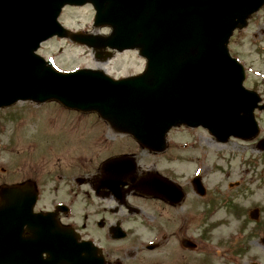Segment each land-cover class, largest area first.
Wrapping results in <instances>:
<instances>
[{"label": "water", "instance_id": "obj_1", "mask_svg": "<svg viewBox=\"0 0 264 264\" xmlns=\"http://www.w3.org/2000/svg\"><path fill=\"white\" fill-rule=\"evenodd\" d=\"M86 2L97 9V21L118 26L131 21L144 51L143 33L149 60L144 74L114 81L92 69L61 73L35 53L48 37L68 35L57 21L61 7ZM263 2L0 0V105L19 98L56 99L97 110L112 123L135 124L132 131L145 144L160 139L164 127L179 123L201 124L224 141L230 135L251 138L258 132L254 109L260 98L243 87L244 68L230 56L227 42ZM71 37L92 45L90 36ZM72 264L83 260L74 258Z\"/></svg>", "mask_w": 264, "mask_h": 264}, {"label": "flooded vegetation", "instance_id": "obj_2", "mask_svg": "<svg viewBox=\"0 0 264 264\" xmlns=\"http://www.w3.org/2000/svg\"><path fill=\"white\" fill-rule=\"evenodd\" d=\"M101 123L102 132L89 139L77 136L69 139V144L66 133L59 134L56 142L38 133L27 134L28 141L14 134L11 143L9 138L5 141L0 122V201L5 199L4 187L9 185L18 187V195L37 190L34 211L50 217V225L61 226L65 233L68 230L77 241L92 242L104 264H204L197 248L190 247L192 237L198 235L197 217L201 215L200 234L207 233L210 223L204 214L213 207L218 213L219 207H224L219 193L218 199L212 195L207 203L212 194L206 176L208 172L212 176L208 155L185 158L179 144L171 143L163 151L146 149L131 135L117 132L105 121ZM26 144L27 149L23 147ZM91 148L98 153L88 162L68 161V149L86 153ZM23 152L48 153L57 155L55 160H63L54 164L53 159L47 160L36 170L25 167L20 156ZM10 154L12 159H6ZM180 156L192 168H199L200 174L186 169L181 160L175 165L168 163ZM23 170L27 176L21 178ZM25 184L31 188L21 192L20 186ZM34 231L26 224L22 230L17 229L13 246L16 264H37V243L43 242L33 235ZM21 235L32 243H22ZM48 257L41 254L39 264ZM0 264H5L3 251Z\"/></svg>", "mask_w": 264, "mask_h": 264}, {"label": "rangeland", "instance_id": "obj_3", "mask_svg": "<svg viewBox=\"0 0 264 264\" xmlns=\"http://www.w3.org/2000/svg\"><path fill=\"white\" fill-rule=\"evenodd\" d=\"M92 19L93 12L89 5L67 8L62 16V22L67 27L74 29L87 28L93 30ZM93 32L97 33L98 28H95ZM230 49L232 54L246 67L245 85L256 89L264 97V6L251 17L246 28L234 33L231 38ZM41 53L53 60L56 68L62 71L86 66L101 68L113 76H118L137 72L143 68V61L134 51L120 53L115 58L102 62L96 60L94 54L84 46L72 45L59 38L47 41L41 49ZM17 107L21 109V112L19 115L13 114L11 116H18V118L14 117L13 121L8 117L9 120L6 121L8 126L4 134L5 141L9 137L10 142H12L17 131L23 133L20 135L17 132L23 141H28L27 137L24 136L25 132L36 134V131H39L43 132L42 137H50L56 142V138L60 137L59 134L61 133L63 135L65 128V139L71 144L69 139L77 138V136L89 139L100 131L98 124L100 120L96 114L91 112H66L62 106L55 103L41 105L19 103ZM5 111L4 115L10 116L9 109ZM257 118L261 127L258 136L250 140L234 137L224 142V145L213 141L209 137L210 134L202 129L179 128L171 133V138L188 143H192L194 139L200 137L201 143L204 144L202 145L203 149L206 147L208 151L205 153L210 154L214 164L219 162L223 169L219 179L216 173L219 175L220 173L217 171L214 172L217 179H213L209 172L206 176L212 188V194L209 195L211 197L207 203L209 204L212 195L218 199L216 193H219L224 198V207L220 206L219 212L212 214V217H209L207 212L204 214L205 219L210 223L207 226L209 228L207 233L200 234L199 219L201 215L199 214L197 217V240H199L197 253L201 260H206L211 253L212 260L208 264H253V262L264 264V241L262 239L264 237V150H260L257 144L259 139L264 137V112H258ZM0 120H5L1 114ZM64 123L65 127H63ZM39 142L42 143V139ZM23 147L27 149L29 145L26 144ZM98 148L104 149V146ZM93 149L91 148L86 153H74V149H68V161L79 159L82 163L84 160V163L88 162L91 156L98 153L96 148ZM11 150L15 151L13 146ZM199 151L188 148L183 150L182 156L187 158L189 155H202ZM20 156L25 167L32 169L36 167V170L43 168V164L47 160L53 159V164L55 161L62 162L63 160H55L57 155L51 156V154L41 152L33 155L23 152ZM182 156L168 163L175 165L178 164L179 160L185 162L186 159L183 160ZM184 167L190 171L194 169L188 161L185 162ZM26 174L27 172L25 173L23 170L21 178L27 176ZM235 205L238 206V211L234 210ZM254 209H258V214L254 215L257 218L253 219L251 212ZM220 214L224 218L223 226L219 224L222 217H217ZM211 220L214 221L213 224Z\"/></svg>", "mask_w": 264, "mask_h": 264}]
</instances>
